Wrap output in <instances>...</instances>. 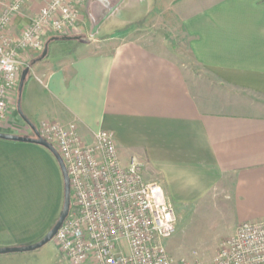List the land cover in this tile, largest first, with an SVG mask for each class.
Instances as JSON below:
<instances>
[{
    "label": "crops",
    "instance_id": "0c3cea01",
    "mask_svg": "<svg viewBox=\"0 0 264 264\" xmlns=\"http://www.w3.org/2000/svg\"><path fill=\"white\" fill-rule=\"evenodd\" d=\"M49 1L31 0L11 34L19 36ZM83 11L89 41L68 54L52 44L46 58L35 56L24 115L36 127L76 123L86 143L111 132L122 164L137 158L177 212L234 214L233 233L263 221L264 0H87ZM143 20L186 40L191 60L173 55L177 44L166 38L154 46L123 40L130 30L121 27ZM63 190L48 150L0 139V248L39 242L38 212L51 211L50 229ZM12 255H0V264H19L22 256Z\"/></svg>",
    "mask_w": 264,
    "mask_h": 264
},
{
    "label": "built area",
    "instance_id": "2783aa9c",
    "mask_svg": "<svg viewBox=\"0 0 264 264\" xmlns=\"http://www.w3.org/2000/svg\"><path fill=\"white\" fill-rule=\"evenodd\" d=\"M31 0H0V133H10L9 108L21 73L47 40L81 34L86 0H50L19 36L13 21ZM12 126V124H10ZM31 137L36 138L28 125ZM39 137L61 156L70 183L69 215L53 239L69 264H190L175 260L164 242L177 229L175 207L144 165H123L115 137L102 130L84 142L76 123L43 122ZM15 133V131H12ZM211 264H264V220L243 223L224 240Z\"/></svg>",
    "mask_w": 264,
    "mask_h": 264
},
{
    "label": "rangeland",
    "instance_id": "374dc122",
    "mask_svg": "<svg viewBox=\"0 0 264 264\" xmlns=\"http://www.w3.org/2000/svg\"><path fill=\"white\" fill-rule=\"evenodd\" d=\"M84 14L85 12L83 11L82 15ZM82 20H83V16L81 18V21ZM125 28L130 30L127 33V36H125L123 39L125 41L130 39H137L138 41H141L146 45L154 46L155 40L157 39L164 40L166 38L167 40H171V42L167 43V45L172 46V43L177 44V49L174 51L175 53H173V55L177 56V58L182 62L191 60L190 55L187 53L186 40H183L177 36L168 37L167 28H165L162 25V23L159 21L143 20L137 23L136 27L132 28L130 24L121 27L120 31H124ZM72 37H83V40L81 42L89 41V37L84 35L82 36V34H78ZM38 55H39L38 59H40L41 54ZM35 56L33 57L32 60L29 61L27 65L29 66L33 65V60ZM27 68L28 66H25L22 70V73ZM200 75L199 77H201ZM203 78H204V85L206 87L209 85L210 80H207L206 75H204ZM220 93H222L221 90ZM19 97H20V93L18 90L9 108V115L7 120L8 128L9 129L12 128L11 132L12 131H15L16 133L21 132V134H23L21 136L23 137H31L30 132L26 129H23L25 128L24 125L27 124L22 120V118L18 113ZM23 97H24V88L20 99L22 112L24 107ZM10 124H12V126H10ZM63 204H64V190H63V199L61 203V208L57 216V220L51 226L50 229L48 228V226H49V220L52 216L51 211L49 209H45L41 212H38V219H37L38 224L39 226L45 229V235H47L50 232V230L54 227V225L58 221L60 217V213L63 208ZM176 215H177L176 232L171 237L165 240L164 246L167 252L169 253V255L173 259L184 260L190 264H211L214 256L218 251L219 245L224 240L228 239L233 235L232 233L237 223V218L234 214L222 213L216 209L204 210L201 207L200 208L196 207L193 209L191 208L188 209V211H184V212L176 211ZM45 235L43 236V238L45 237ZM16 255L22 256L21 262H19V264H69L68 260L58 250V248L55 246L53 241H51L50 243H48L39 250L32 252H25V253H17ZM16 255H12V256H16Z\"/></svg>",
    "mask_w": 264,
    "mask_h": 264
},
{
    "label": "water",
    "instance_id": "95a60500",
    "mask_svg": "<svg viewBox=\"0 0 264 264\" xmlns=\"http://www.w3.org/2000/svg\"><path fill=\"white\" fill-rule=\"evenodd\" d=\"M112 12H113V10H112ZM97 29H98V27H95L94 32H96ZM64 38H66L68 40L73 39V37H64ZM75 39H78V37H75ZM47 55H48V45L45 46V50L42 54V59L46 58ZM29 73H30V67L25 69L24 72L22 73V76H21L20 87H19L20 97H19V101H18V113H19L20 117L22 118V120L34 132L36 138L0 133V139L5 140V141L17 142V143L37 145V146L45 148L46 150H48L53 155V157L55 158V160L57 161V163L60 167L62 178H63L64 204H63V208H62V211L60 213V217H59L58 221L56 222L54 227L50 230V232L47 235H45V237L42 240H40L36 244L30 245V246L0 248V255L32 252V251H36V250L41 249L42 247H44L45 245H47L48 243L53 241L57 232L59 231V229L61 228V226L65 222V220L67 219L69 212H70V208H71V192H70L69 177H68V173H67L65 164H64L61 156L59 155L57 150L51 144H49L48 142H46L45 140H43L42 138L39 137L36 126L24 115V113L21 110L20 99H21V96L23 93V88H24V85H25V82L27 80Z\"/></svg>",
    "mask_w": 264,
    "mask_h": 264
},
{
    "label": "trees",
    "instance_id": "16d2710c",
    "mask_svg": "<svg viewBox=\"0 0 264 264\" xmlns=\"http://www.w3.org/2000/svg\"><path fill=\"white\" fill-rule=\"evenodd\" d=\"M83 40V37H78V39H75V37H73V39H66V38H53L47 41L46 45H48V48H50V46L52 44H57V48L58 51H61V53L63 54H68L71 53L74 49V43L76 42H81ZM55 53H59V52ZM27 81V80H26Z\"/></svg>",
    "mask_w": 264,
    "mask_h": 264
}]
</instances>
